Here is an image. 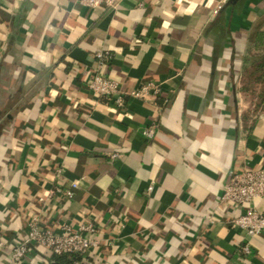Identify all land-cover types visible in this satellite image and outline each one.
<instances>
[{
	"label": "crops",
	"instance_id": "obj_1",
	"mask_svg": "<svg viewBox=\"0 0 264 264\" xmlns=\"http://www.w3.org/2000/svg\"><path fill=\"white\" fill-rule=\"evenodd\" d=\"M263 25L264 0H0V264H51L41 246L9 258L33 215L96 227L76 264H264V230L233 226L220 200L233 170L264 166V98L241 86ZM102 50L121 90L158 93L93 94Z\"/></svg>",
	"mask_w": 264,
	"mask_h": 264
},
{
	"label": "built area",
	"instance_id": "obj_2",
	"mask_svg": "<svg viewBox=\"0 0 264 264\" xmlns=\"http://www.w3.org/2000/svg\"><path fill=\"white\" fill-rule=\"evenodd\" d=\"M116 0H79L82 5L93 7L104 2L108 5H114ZM220 8L217 4L215 11ZM97 59L96 66L92 68L88 79L85 82L86 87L96 96L104 97L111 102L114 107H121L125 104V95L144 98L148 94H157L159 84L153 81H147L137 88L129 91L120 89L116 80L106 75L102 67L110 58L108 50L98 51L95 54ZM154 133L152 125L144 127L142 134L145 137H151ZM115 157L117 153H111ZM60 168H58V172ZM76 182H71L68 187L61 188L57 186L55 192L60 196L71 198L74 195ZM151 185H148V190ZM264 196V166H243L232 171L228 181L223 186L220 200L237 206L240 211L230 222L233 226L243 229L246 234L253 236L264 230V211L258 210L253 202L256 198ZM96 227L88 222L74 227L68 223L61 226L59 232L44 226L36 215L31 216L26 221L25 233L18 238L9 248V258L12 261H21L31 246H41L48 249L51 253H79L84 254L89 249L96 247L99 238ZM6 242L0 232V248L5 247ZM244 254L250 253V246L245 243L241 247Z\"/></svg>",
	"mask_w": 264,
	"mask_h": 264
},
{
	"label": "rangeland",
	"instance_id": "obj_3",
	"mask_svg": "<svg viewBox=\"0 0 264 264\" xmlns=\"http://www.w3.org/2000/svg\"><path fill=\"white\" fill-rule=\"evenodd\" d=\"M260 32H261V35L263 36L264 25L262 26V31ZM260 39L262 40H257L255 42V45H254L255 47L253 46L252 48V52H254V54L249 56L248 63L245 66V69L243 70V72L241 73V82H242L241 86L249 87L248 90L243 91V94L246 98L250 100L254 97V103H255V106H253L254 108L257 106L256 103L258 102V98H256L257 92L259 91V88L263 86L264 84L263 82L255 81V76L260 74V72L258 70L255 71V68L252 66V62L254 63L259 62L261 55H264V36L263 38H260Z\"/></svg>",
	"mask_w": 264,
	"mask_h": 264
},
{
	"label": "trees",
	"instance_id": "obj_4",
	"mask_svg": "<svg viewBox=\"0 0 264 264\" xmlns=\"http://www.w3.org/2000/svg\"><path fill=\"white\" fill-rule=\"evenodd\" d=\"M252 66L255 68V71L258 70L260 72V74L255 76V81L264 83V55H261L259 62L257 63L252 62ZM248 89H249L248 86H244V90H248ZM257 98H258L257 103H259L261 99L264 98V84L259 88V91L257 92ZM81 257L82 254L79 253H61V254L51 253V264H76L81 259Z\"/></svg>",
	"mask_w": 264,
	"mask_h": 264
}]
</instances>
